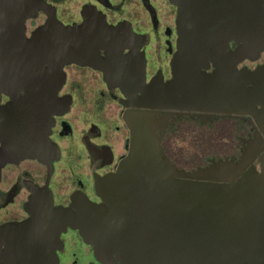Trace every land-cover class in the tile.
Instances as JSON below:
<instances>
[{
  "label": "water",
  "instance_id": "obj_1",
  "mask_svg": "<svg viewBox=\"0 0 264 264\" xmlns=\"http://www.w3.org/2000/svg\"><path fill=\"white\" fill-rule=\"evenodd\" d=\"M172 2L178 34L172 78L146 83L142 71L118 80L105 72V81L139 108L250 115L264 136V62L238 66L264 52V0ZM44 5L0 0V90L11 97L0 107V154L6 160L39 158L48 149L64 65H94L92 42L109 40L92 37L85 24L63 25L50 13L27 36L25 20ZM106 62L97 63L106 68ZM209 62L211 72L205 70ZM125 119L127 153L115 172L97 180L102 204L85 200L76 210L57 208V235L60 227H79L104 264H264L263 140L238 160L212 158L189 171L163 154L156 130L164 118L140 110ZM34 217L1 231L0 264L47 258L28 252L36 242L29 236Z\"/></svg>",
  "mask_w": 264,
  "mask_h": 264
},
{
  "label": "flooded vegetation",
  "instance_id": "obj_2",
  "mask_svg": "<svg viewBox=\"0 0 264 264\" xmlns=\"http://www.w3.org/2000/svg\"><path fill=\"white\" fill-rule=\"evenodd\" d=\"M40 1L45 9L38 7L34 16L25 20L27 36L43 25L50 13L63 25L85 24L92 37L109 40L92 42L90 58L94 65L75 62L64 65L65 77L57 92L59 107L52 115L48 149L39 158L6 160L0 154V233L9 225L27 222L35 216L37 222L31 225L29 236L36 242L28 252L47 256L36 264H104L96 258L79 227H60L57 235L58 227L53 220L59 207L76 210L86 205L85 200L102 204L97 180L115 172L127 153L128 113L153 111L157 118L165 119L163 125H157L156 133L168 159V141L183 134L187 124L216 130L212 136L215 141L224 138L239 141L226 156L207 157L197 167L209 164L212 158L238 160L246 147L258 145L260 140L264 142V136L250 115L139 108L130 105L132 100L119 86L105 81V72L118 80L142 71L146 83L154 77L163 81L172 78L178 38L177 6L172 0ZM27 22L33 24L29 31ZM229 45L233 48L235 44L230 41ZM1 52L4 51L0 50V61L4 55ZM103 59L111 62L106 68L98 65ZM205 70H213L211 62ZM10 100V95L0 90V107ZM258 157L253 160L257 169Z\"/></svg>",
  "mask_w": 264,
  "mask_h": 264
},
{
  "label": "rangeland",
  "instance_id": "obj_3",
  "mask_svg": "<svg viewBox=\"0 0 264 264\" xmlns=\"http://www.w3.org/2000/svg\"><path fill=\"white\" fill-rule=\"evenodd\" d=\"M33 24L27 22V31ZM264 62V52L256 61H243L247 67L253 68L256 64ZM241 64V63H240ZM183 134H176L168 141V155L172 162L179 168L186 170L194 169L198 165L205 163L207 157L226 156L233 147L239 145L236 138L214 140V132L192 127L187 124ZM218 133V130H217Z\"/></svg>",
  "mask_w": 264,
  "mask_h": 264
}]
</instances>
